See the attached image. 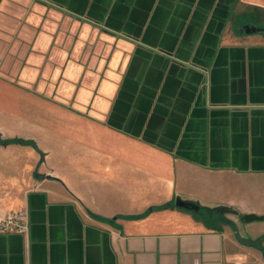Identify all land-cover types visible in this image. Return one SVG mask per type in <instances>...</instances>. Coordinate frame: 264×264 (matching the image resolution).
<instances>
[{"label": "crops", "instance_id": "1", "mask_svg": "<svg viewBox=\"0 0 264 264\" xmlns=\"http://www.w3.org/2000/svg\"><path fill=\"white\" fill-rule=\"evenodd\" d=\"M0 133V264H264V0H0Z\"/></svg>", "mask_w": 264, "mask_h": 264}, {"label": "built area", "instance_id": "2", "mask_svg": "<svg viewBox=\"0 0 264 264\" xmlns=\"http://www.w3.org/2000/svg\"><path fill=\"white\" fill-rule=\"evenodd\" d=\"M28 231V217L24 211L13 212L5 218H0V234H26Z\"/></svg>", "mask_w": 264, "mask_h": 264}, {"label": "water", "instance_id": "3", "mask_svg": "<svg viewBox=\"0 0 264 264\" xmlns=\"http://www.w3.org/2000/svg\"><path fill=\"white\" fill-rule=\"evenodd\" d=\"M260 29H255V28H250V27H246V33H255L257 31H259ZM2 137V134L0 133V139ZM6 145V144H4ZM36 151H38V149L36 148ZM40 157H41V160L43 161L44 160V153L41 152V151H38ZM176 205L180 208H183V209H186V210H190V211H193V212H199L200 211V207L195 204V203H192V202H184V201H181V200H176ZM244 219L246 221H260V220H264V217H259V216H256V215H246L244 217Z\"/></svg>", "mask_w": 264, "mask_h": 264}, {"label": "trees", "instance_id": "4", "mask_svg": "<svg viewBox=\"0 0 264 264\" xmlns=\"http://www.w3.org/2000/svg\"><path fill=\"white\" fill-rule=\"evenodd\" d=\"M199 214H202V215L208 217L209 214H213V211H211V210L201 211L200 210ZM213 215L217 216V214H213Z\"/></svg>", "mask_w": 264, "mask_h": 264}, {"label": "rangeland", "instance_id": "5", "mask_svg": "<svg viewBox=\"0 0 264 264\" xmlns=\"http://www.w3.org/2000/svg\"><path fill=\"white\" fill-rule=\"evenodd\" d=\"M256 224L259 223V222H255ZM264 223V222H263Z\"/></svg>", "mask_w": 264, "mask_h": 264}]
</instances>
